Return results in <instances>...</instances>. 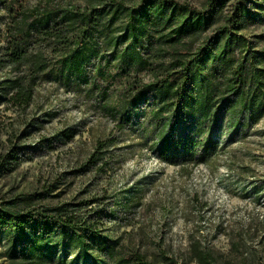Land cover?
Instances as JSON below:
<instances>
[{"label":"trees","instance_id":"trees-1","mask_svg":"<svg viewBox=\"0 0 264 264\" xmlns=\"http://www.w3.org/2000/svg\"><path fill=\"white\" fill-rule=\"evenodd\" d=\"M17 2L7 5L15 22L6 30L7 55L15 65L28 64L30 75L1 81L5 93L0 101L9 95L24 109L33 101L39 73L47 67L42 52L29 54L40 36L62 52L56 60L60 75L77 73L98 58L103 64L98 73L116 81L133 108L144 101L154 106L152 149L167 164L205 162L220 147L246 138L264 116V0H84L82 6L31 11L14 10ZM78 132L65 127L52 141L66 143ZM112 144V139L98 141L69 173L108 165L104 154ZM23 148L13 144L0 157V176L15 170ZM45 199L44 192L0 199L6 264H54L56 251L72 256L73 264L116 259L119 240L105 235L99 225L118 219L113 204L90 211L86 208L97 198L77 204H48ZM213 260L203 253L198 262ZM131 263L151 264L138 254Z\"/></svg>","mask_w":264,"mask_h":264},{"label":"rangeland","instance_id":"rangeland-1","mask_svg":"<svg viewBox=\"0 0 264 264\" xmlns=\"http://www.w3.org/2000/svg\"><path fill=\"white\" fill-rule=\"evenodd\" d=\"M11 1L0 0V82L30 75L28 64L15 65L7 55L6 30L15 23L7 8ZM82 4L84 0H19L13 8ZM35 40L29 54L42 52L47 67L39 73L33 101L26 109L9 95L0 101V157L13 144L24 146L15 170L0 176V199L44 192L48 204L97 198L86 208L90 211L113 204L118 219L99 224L105 235L119 240L116 259H106L107 264H132L135 254L151 264H199L203 253L212 255L213 264H264V116L246 138L220 147L205 162L170 165L152 149V104L144 101L133 108L119 84L98 73L103 65L98 58L77 73L60 75L56 60L62 52L40 36ZM65 127L79 132L66 143L52 141ZM110 139L113 144L104 154L108 165L69 173L98 141ZM3 243L0 237V264L7 262ZM53 254L54 264H73L72 256Z\"/></svg>","mask_w":264,"mask_h":264}]
</instances>
